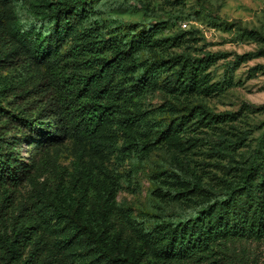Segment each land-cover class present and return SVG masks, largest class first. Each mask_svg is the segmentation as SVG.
Wrapping results in <instances>:
<instances>
[{
    "label": "trees",
    "instance_id": "1",
    "mask_svg": "<svg viewBox=\"0 0 264 264\" xmlns=\"http://www.w3.org/2000/svg\"><path fill=\"white\" fill-rule=\"evenodd\" d=\"M99 1L0 0V264H64L77 251L80 264H222L229 242L264 237L257 154L218 193L199 176L155 172L151 194L182 198L187 187L203 200L172 222L142 212L139 229L120 219L110 158L142 161L173 132L146 123L152 63L134 58L121 22L94 15ZM67 142L76 199L56 163ZM48 210L63 225L60 240Z\"/></svg>",
    "mask_w": 264,
    "mask_h": 264
},
{
    "label": "rangeland",
    "instance_id": "2",
    "mask_svg": "<svg viewBox=\"0 0 264 264\" xmlns=\"http://www.w3.org/2000/svg\"><path fill=\"white\" fill-rule=\"evenodd\" d=\"M94 15L121 22L118 34L133 40L134 58L152 63L154 84L141 113L149 126L173 132L142 161L133 154L110 158L120 219L139 229L142 212L172 222L203 200L187 187L182 198L151 194L155 172L199 176L205 189L218 193L229 178L244 174L255 152L264 169V0H100ZM20 155L28 160L24 146ZM73 161L67 142L56 163L66 169L64 188L76 199L78 190L68 188ZM29 190L26 185L22 192ZM46 219L62 239L63 225L51 210ZM222 254V264H264V237L233 240ZM80 260L77 251L63 263Z\"/></svg>",
    "mask_w": 264,
    "mask_h": 264
}]
</instances>
